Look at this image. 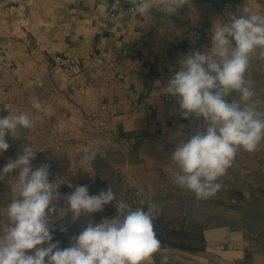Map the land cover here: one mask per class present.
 I'll use <instances>...</instances> for the list:
<instances>
[{"label":"crops","instance_id":"obj_1","mask_svg":"<svg viewBox=\"0 0 264 264\" xmlns=\"http://www.w3.org/2000/svg\"><path fill=\"white\" fill-rule=\"evenodd\" d=\"M110 1L0 0V47L6 49L7 60L0 64V116L26 112L39 117L18 140L9 138L0 169L22 145L31 144L37 151L33 167L47 163L49 179H61L62 194L77 185H87L89 191L110 187L122 191L113 203L123 200L145 211V198L151 194L155 215L161 208L176 216L168 221L170 227H191L202 234V239L188 238L202 247L193 251L202 261L161 246L166 250L146 264H264V140L254 152L239 149L219 178L220 190L197 200L174 183L179 169L170 159L176 142L172 135L180 126L187 134L193 126L202 131L205 125L183 119L176 100L163 90L173 74L170 69L178 70V60L186 55L187 25L203 30L202 51L210 45L216 19L243 6L264 13V0H189L174 15L157 7L145 16L128 11L110 16ZM54 53L75 58L78 70L53 64ZM248 77L254 98L264 102V57L259 50L252 54ZM35 101L39 110L33 107ZM258 108L264 111V104ZM92 151L95 159L83 163ZM10 183L0 181V208L10 202ZM60 206L67 207L63 201ZM202 206L206 209L200 210ZM116 214L112 207L98 217H86L99 223ZM53 219V242L59 241L61 248L70 247L90 222L81 216L73 223L71 213ZM61 226L67 230L61 232Z\"/></svg>","mask_w":264,"mask_h":264},{"label":"clouds","instance_id":"obj_2","mask_svg":"<svg viewBox=\"0 0 264 264\" xmlns=\"http://www.w3.org/2000/svg\"><path fill=\"white\" fill-rule=\"evenodd\" d=\"M140 16L154 8L174 15L189 0H130ZM119 0H117V5ZM264 57V13L243 6L216 19L210 29V45L190 51L171 70L163 90L176 100L183 119L203 121L205 127L190 133L183 126L173 133L170 159L179 171L174 183L194 194L197 200L214 196L222 187L218 182L232 165L239 149L249 153L264 140V111L256 100L253 81L248 77L252 54ZM238 98L229 99L233 95ZM37 110L41 105L33 103ZM38 116L26 112L0 116V154L10 147L9 138L18 140L24 129L34 126ZM37 151L31 144L21 146L14 159L0 169V181L10 183L12 193L6 207L0 208V264H146L159 252L161 244L153 226L155 205L146 196L148 210L135 208L107 191L90 195L89 186L77 185L68 194L59 189L61 179H49V165L33 167ZM86 153L83 163L95 159ZM72 187V185H69ZM63 201L67 207H61ZM113 203L117 214L99 223L90 220L61 248L53 242L54 219L71 213L75 223L81 216L91 217ZM67 229L60 227L61 232ZM46 245V246H44Z\"/></svg>","mask_w":264,"mask_h":264},{"label":"built area","instance_id":"obj_3","mask_svg":"<svg viewBox=\"0 0 264 264\" xmlns=\"http://www.w3.org/2000/svg\"><path fill=\"white\" fill-rule=\"evenodd\" d=\"M12 4H20L24 0H8ZM135 6L130 3V0H119V4L117 5V0H111L109 3V15L115 16L122 11H128L131 13H135L133 8ZM205 35L202 29L187 25L184 32V43L183 49L185 54L190 51H197L204 43ZM6 53V49L0 47V64H7V60L4 59V55ZM50 60L53 64L58 67H61L69 72L77 71L79 68L78 61L66 54L54 53L50 55Z\"/></svg>","mask_w":264,"mask_h":264},{"label":"trees","instance_id":"obj_4","mask_svg":"<svg viewBox=\"0 0 264 264\" xmlns=\"http://www.w3.org/2000/svg\"><path fill=\"white\" fill-rule=\"evenodd\" d=\"M160 214V212L156 213L153 220V226L161 246H170L188 251L200 250L202 248L188 239L193 235L202 239V234L197 230L193 231L191 227L182 226L181 228H172L169 226L167 219L163 218ZM195 224L199 225V230H202V224L200 222Z\"/></svg>","mask_w":264,"mask_h":264},{"label":"rangeland","instance_id":"obj_5","mask_svg":"<svg viewBox=\"0 0 264 264\" xmlns=\"http://www.w3.org/2000/svg\"><path fill=\"white\" fill-rule=\"evenodd\" d=\"M108 190V188L107 189H96V188H93L92 190H90L89 191V194L90 195H95V194H98L99 192H101V191H107ZM112 191L115 193V197H116V199L117 198H119L121 195H122V191L121 190H117V189H112ZM115 199V200H116ZM114 200V201H115ZM113 201V202H114ZM114 208V211H116L117 212V210H116V207H115V205L114 206H112V203H110V204H108V205H105V207H104V209H103V211H107L108 209H111V208ZM206 209V206H202V207H200V210H205ZM158 210V212H160L161 214V216H163V218H165V219H167V221H170V220H173V217H174V219H176V216H169L166 212H165V210L164 209H161V208H158L157 209ZM98 213V212H97ZM97 213H95V214H93L94 216L95 215H97ZM96 217H98V215L96 216ZM85 218H87L88 220H90V218H88V217H86L85 216ZM199 223V222H198ZM262 233H263V237H261V239H260V241H261V245H264V229L262 230Z\"/></svg>","mask_w":264,"mask_h":264},{"label":"water","instance_id":"obj_6","mask_svg":"<svg viewBox=\"0 0 264 264\" xmlns=\"http://www.w3.org/2000/svg\"><path fill=\"white\" fill-rule=\"evenodd\" d=\"M174 250L178 251V252H181V253H184L190 257H193L195 259H198V260H201V258L198 257V255L196 253H194L193 251H188V250H183V249H180V248H173ZM162 250H166V248L164 247H161L159 251H162Z\"/></svg>","mask_w":264,"mask_h":264}]
</instances>
